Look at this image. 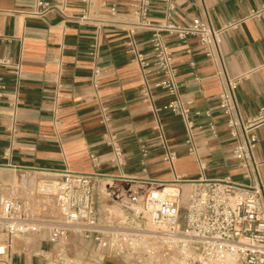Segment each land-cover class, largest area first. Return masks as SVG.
I'll use <instances>...</instances> for the list:
<instances>
[{
    "label": "crops",
    "instance_id": "1",
    "mask_svg": "<svg viewBox=\"0 0 264 264\" xmlns=\"http://www.w3.org/2000/svg\"><path fill=\"white\" fill-rule=\"evenodd\" d=\"M102 1L100 19L132 20L133 0ZM263 3L175 0L170 14L165 0L152 4L151 22L169 19L188 24L199 17L222 29L237 21L235 27L221 33V60L207 57L196 37L181 40L177 34L162 33L173 54L179 99L191 108L197 124L193 130L195 152L190 153L184 119L164 108L171 95L154 85L164 75L154 70L144 73L127 53L133 38L137 49L151 61V29L138 28L131 37L123 24L80 22L76 17L81 14V0H0V56L21 63L19 82L7 75L9 89L0 101V193L10 186L21 190L66 169L97 172L96 205L105 211L113 204L105 194L106 186L122 174L150 183L170 181L176 175L249 183L232 156L236 139L227 133V115L219 107V95L226 86L225 73H247L235 92L241 116L246 120L264 107V10L260 17L251 15ZM113 4L117 6L115 15L109 9ZM95 65L102 70L97 86L93 82ZM145 83L151 88L149 100L141 94ZM151 103L161 110L153 111ZM102 108L123 148V165L115 161L112 147L105 141L108 128ZM197 110H210L211 117L196 114ZM210 121L216 134L209 129ZM257 134L253 157L264 185V127ZM166 148L177 154L173 165L164 160ZM35 200L42 210L46 201ZM47 202L51 209V201ZM103 253L91 239L71 234L67 243L53 244L48 231H42L16 237L8 263L0 264H133L102 257Z\"/></svg>",
    "mask_w": 264,
    "mask_h": 264
},
{
    "label": "built area",
    "instance_id": "2",
    "mask_svg": "<svg viewBox=\"0 0 264 264\" xmlns=\"http://www.w3.org/2000/svg\"><path fill=\"white\" fill-rule=\"evenodd\" d=\"M81 1V14L76 17L80 22L123 24L131 37L138 28L152 30L150 40L154 57L151 61L137 49L133 38L128 42L127 53L134 56L144 73L154 70L164 75L154 85L171 95L164 108L184 119L188 151L194 153L193 130L197 124L191 118V108L179 99L173 54L163 41L162 33L177 34L181 40L196 37L207 57L221 60V33L223 29L235 27L237 21L229 22L222 29L214 28L208 19L199 17L188 24L169 19L151 22L149 13L154 0H133L131 21L102 20L98 16V11L105 6L102 0ZM165 1L170 14L175 9V0ZM109 9L111 15L117 14L115 4ZM263 10L264 3L251 15L260 17ZM101 74V67L95 65L93 82L96 86ZM7 75H12L18 83L21 63L1 55L0 101L6 98L5 92L9 89L5 81ZM246 76L247 73L236 76L225 73L226 86L219 95V107L227 115V133L236 139L232 156L244 170L249 183L228 178L190 179L184 175L150 183L122 174L107 184L105 194L113 204L101 211L96 205L95 194L99 173L69 169L54 172L29 186H22L21 190L18 186H10L0 193V261L8 263L16 237L48 231L53 244L67 243L71 234H75L93 240L98 248L105 250L102 257L121 258L133 264H264V185L259 177L258 162L253 157L259 141L257 129L264 127V107L246 120L241 116L235 92ZM141 94L144 99H151V88L147 83ZM150 108L155 112L161 110L153 103ZM102 110L108 128L105 141L112 147L115 161L123 165V148L117 134L109 128L110 117L106 109ZM195 113L211 117L210 110ZM208 124L211 132L216 134L215 124L211 121ZM12 130H16L15 125ZM166 149L164 160L173 165L177 154ZM8 155L5 152L6 158ZM92 159L95 161L96 157L92 155ZM183 183L188 184V190L182 187ZM184 195L187 200L182 205ZM35 199L46 201L41 204L42 210L36 207L38 201ZM47 201H51V209ZM116 209H120L119 214Z\"/></svg>",
    "mask_w": 264,
    "mask_h": 264
},
{
    "label": "rangeland",
    "instance_id": "3",
    "mask_svg": "<svg viewBox=\"0 0 264 264\" xmlns=\"http://www.w3.org/2000/svg\"><path fill=\"white\" fill-rule=\"evenodd\" d=\"M44 177H46V176H44ZM182 187H183V188H187V187H189V186H188V184L183 183V184H182ZM186 200H187V196L184 195V196H183V199H182V205H184V204L186 203ZM115 211L119 214L120 209H119V210L116 209ZM181 213H182L181 215H183V212H181Z\"/></svg>",
    "mask_w": 264,
    "mask_h": 264
}]
</instances>
